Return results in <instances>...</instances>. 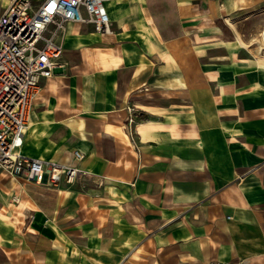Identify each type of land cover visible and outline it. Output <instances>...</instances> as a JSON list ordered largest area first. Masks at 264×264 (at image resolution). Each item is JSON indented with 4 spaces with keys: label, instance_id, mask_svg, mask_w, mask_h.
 <instances>
[{
    "label": "crops",
    "instance_id": "0c3cea01",
    "mask_svg": "<svg viewBox=\"0 0 264 264\" xmlns=\"http://www.w3.org/2000/svg\"><path fill=\"white\" fill-rule=\"evenodd\" d=\"M106 7L109 31L66 23L19 148L84 172L0 170V264H264V58L241 32L264 0Z\"/></svg>",
    "mask_w": 264,
    "mask_h": 264
},
{
    "label": "built area",
    "instance_id": "2783aa9c",
    "mask_svg": "<svg viewBox=\"0 0 264 264\" xmlns=\"http://www.w3.org/2000/svg\"><path fill=\"white\" fill-rule=\"evenodd\" d=\"M108 0H12L0 15V169L40 185L77 179L84 171L20 152L42 78L63 64L59 38L69 21L110 30ZM134 119H129L132 122ZM78 159L84 154L75 150Z\"/></svg>",
    "mask_w": 264,
    "mask_h": 264
},
{
    "label": "rangeland",
    "instance_id": "374dc122",
    "mask_svg": "<svg viewBox=\"0 0 264 264\" xmlns=\"http://www.w3.org/2000/svg\"><path fill=\"white\" fill-rule=\"evenodd\" d=\"M241 32L250 44L252 52L264 58V12L251 16L243 23ZM15 200L18 201V197H15Z\"/></svg>",
    "mask_w": 264,
    "mask_h": 264
}]
</instances>
